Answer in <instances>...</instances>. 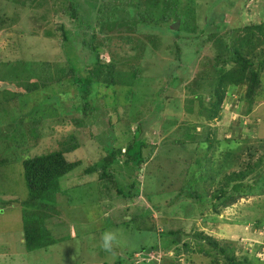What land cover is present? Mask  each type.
I'll return each mask as SVG.
<instances>
[{
	"label": "rangeland",
	"instance_id": "rangeland-1",
	"mask_svg": "<svg viewBox=\"0 0 264 264\" xmlns=\"http://www.w3.org/2000/svg\"><path fill=\"white\" fill-rule=\"evenodd\" d=\"M194 2L196 28L198 30L204 28L205 33L198 35V38L195 34L190 40L179 39L177 42L180 45L179 53L175 48V34L161 26L151 28L137 26L136 31H127L136 39L139 49L133 50L130 44L120 39L111 43V48L123 56V60H129L140 52L137 59L133 57L130 61L139 65L142 76L140 82L146 84L142 87L157 92L162 85L168 84L166 80L170 76L178 78V86L176 88L170 86L166 94L164 93L167 96L158 116L162 119L168 118L169 124L163 125L158 119L151 124V127L143 131L148 143L144 149V156L148 155V159L137 173L141 180L138 184L139 195L134 199L133 205L150 206L148 197H151L152 203L156 205L152 207V217L158 232L177 228H183L184 232L202 231L212 236L220 246H232L235 256L243 258L254 255L255 258L264 262V186L249 191L245 198H240L233 204L217 205L215 207L217 211L213 206L218 201L211 200L209 197L213 187L210 188L204 182L201 185L206 187L207 200L203 199L205 201L203 205L200 201L184 199L183 193L176 197L177 199L175 198L176 201L169 202L170 197L178 194L181 188H185L184 180L188 179L187 188L184 190L191 191L188 189V185L191 184L189 172L196 167L194 161L200 160L198 154L207 153L202 149L199 150L193 142L181 145L170 141L176 137H187L188 128L185 129L182 124L189 128L198 126L200 136L194 141L197 138L203 139L204 133L219 140L225 138L236 140L238 143L236 145L242 150L240 156L242 159L247 158L248 148L257 147L264 140V96L253 103L251 111L245 113L246 83L238 86L237 91L226 89L227 93L222 102L219 119L205 120L198 113V101L193 96L197 92L201 93L203 103L208 105L210 102V85L203 88L197 86V83H202L203 80L206 84L209 81L207 78L213 75L212 64L206 54L215 52L210 46L217 35L213 33L214 36L209 37V33L216 32V28H219L220 33L224 34L230 28H242L264 21V0H194ZM98 3H101V0ZM52 5L53 0H31L26 7L15 6V12L6 11L12 20L0 31V61L24 59L58 63L65 59V55L74 56L70 50L64 51L59 29L61 26L71 29L74 24L60 12L52 13ZM81 8V13H85L87 4L81 5ZM5 10V1L0 0V16L5 14ZM203 11L214 15L215 21L206 22V14L204 15ZM125 19H128L127 15L123 17V23ZM93 23L94 21L91 24ZM83 32L85 29L79 31V36ZM86 32L89 33V30ZM88 38L89 36L86 40ZM72 42L77 49V55L84 59L88 52L87 46L81 44L79 37L72 38ZM259 49L264 52V45L256 48V50ZM102 58L103 61L109 59L105 53L102 54ZM260 71L259 76L264 89V67ZM64 87L65 89L62 88V90L65 92H60L58 96L59 103L56 105L52 103L55 109L49 110V115L46 114L39 119L38 127L43 133L42 140L30 146L32 144H28L21 135H16L20 144H17L11 153L5 152L8 160L4 158V162L0 164V202L7 199L17 200L3 206L0 210V264H103L104 260L108 264H113L118 252H121L118 250L119 246L123 248V242L126 241L132 245L137 243L138 237L115 232L109 228L108 221L114 220L120 210L128 207V204L115 198H113L114 201L105 203L89 202L88 198L80 200L79 197L76 199L71 197L70 200L61 191L79 183L85 188L87 186L92 188L91 196L97 195L95 187L99 179L96 172L85 174L83 168L99 159L101 153L99 145L109 147L123 144V136L126 135V140H129L130 135L123 134L124 123H126L123 103L126 104L127 100L123 101L120 89L116 90V93L101 89L96 96L95 105L105 111L101 118L99 116L104 123H93L87 128L76 127L72 119L78 115L74 107L79 104V94L73 91L71 83L65 84ZM261 93H263L262 90ZM115 94L119 104L111 108ZM103 95L105 97H102ZM42 99L38 96L37 100ZM51 99H53L52 96ZM37 100L27 99L26 106L22 112L20 111L23 120H26L22 127H29V122L40 115V112L35 109L37 105H33L37 103ZM240 113L242 116L239 115ZM32 114L33 119H31ZM148 116L146 114L143 118ZM108 119L110 124L107 122ZM200 122L203 124L202 127ZM127 124L133 130L136 122L128 120ZM0 126L4 127L5 121H2ZM69 135L74 137L79 145L66 157L68 160L70 156L75 160H82L84 167L80 166L71 174L60 178V191L53 197L56 200L57 212H49L50 215L44 217L43 223L56 242L46 249L27 253L21 242L22 222L19 201L28 195L22 176L21 160L28 154L37 155L54 150L57 141L66 140ZM211 151L212 148L209 149L210 153ZM257 151L260 153L261 149ZM237 153L240 155V151ZM121 164L122 160L113 166V171L118 174V179H121L119 183L123 184L125 180ZM147 194L148 197H146ZM106 231L117 235V241L114 242L110 252L104 251L101 247V237ZM185 238L191 241L190 237ZM190 246H192L190 249L179 252L176 256L174 249H169L166 255L163 251H149L145 257L136 252L132 257V264H138L143 260L147 262L155 260V264H166L168 260L170 262L168 264L226 263L224 256L210 245L206 247L211 249V254L195 250L193 242Z\"/></svg>",
	"mask_w": 264,
	"mask_h": 264
},
{
	"label": "trees",
	"instance_id": "trees-1",
	"mask_svg": "<svg viewBox=\"0 0 264 264\" xmlns=\"http://www.w3.org/2000/svg\"><path fill=\"white\" fill-rule=\"evenodd\" d=\"M4 1L6 10L5 14L0 16V31L12 20L7 10L15 12V6L26 7L31 2V0ZM98 1L100 0H53L52 13L60 12L74 24L71 29L64 26L59 28L64 51L70 50L74 56L65 55V59L58 63L24 59L0 61V124L5 121V126H0V164L4 162V158L8 160L5 152L6 154L11 153L13 148L20 144L16 135H21L28 144H32L30 146L42 140L43 133L38 127L39 119L46 114L49 115V110L55 109L52 106L59 103L58 96L60 92H65L63 91L65 84L71 83L73 91L79 94V104L74 107L78 115L72 119L76 127L87 128L93 123H104L100 118L105 111L95 105L96 96L101 89L111 90L113 93L120 89L123 101L127 100L126 104L123 103V115L126 121L123 134L130 135L129 140H126V135L123 136V144L109 147L99 145L100 157L90 166L85 168L82 160H75L72 156L68 157L69 160L67 159L66 156L79 145L71 135L66 140L57 141L54 150L37 155L28 154L27 157L21 158L22 176L28 193L25 199L19 201L22 222L21 242L25 252L32 253L35 250L46 249L56 242L55 238L49 235L50 232L43 223L44 217L50 215L49 212H57L55 210L56 200L53 197L60 191V178L83 166L85 174L96 172L98 176L99 182L95 187L97 195L91 196V187L85 188L77 183L61 190L70 200L71 197L72 199L79 197L80 200L88 198L89 202L105 203L114 201L113 198H115L129 205L122 208L114 220L108 221L109 228L115 232L119 231L128 236L138 237L137 243L132 245L126 241L123 242V248L119 246L118 250L121 252H118L113 264H132V257L136 252L145 257L149 251H163L166 255L169 249H174L176 256L179 252L190 249L191 242L195 244V250L208 254H211V249L206 247L207 245L216 248L224 256L226 260L224 264L264 263L254 255L243 258L235 256L232 246H220L212 236L202 231L184 232L183 228H177L158 232L156 222L152 217V207L156 205L152 203L148 194L146 197L151 203L150 206L133 205L134 199L139 195L138 184L141 180L137 173L148 159V155L144 156V149L148 143L143 131L151 127V124L158 119L163 125L169 124L168 118L162 119L158 116L167 96L164 93L170 86L173 88L178 86V78L170 76L166 80L168 84L162 85L157 92L142 87L146 84L140 82L142 76L139 65L130 61L133 57L137 59L140 52L130 57L129 60H123V56L111 48V43L120 39L130 44L133 50L139 49L136 39L128 32L136 31L137 26L146 28L161 26L175 34V48L179 53L180 45L177 43L179 39L190 40L195 34L198 38V35L205 33V29L198 30L194 22L196 18L194 0H101V3ZM83 4H87L85 13H81ZM204 13L206 22L215 21L214 15H210V12L203 11ZM126 15L128 19H125L123 23V17ZM92 21H94L93 24H91ZM174 23H177L178 28L171 27ZM123 26H125L124 30ZM83 29L85 32L79 36V31ZM87 30L89 33L86 32ZM123 31L126 32L123 33ZM218 31L219 28H216V32L208 35L209 37L214 36L213 33L217 35L210 46L215 52L206 54L211 61L213 75L207 78L209 81L206 84L204 80H201L202 83L197 81L198 88L210 85V102L205 105L201 93L197 92L193 95L198 101V113L205 120L219 119L226 91H237L238 86L244 83H246L245 99L247 101L245 113L249 112L253 103L264 96L263 83L259 76L260 69L264 67V52L261 49L256 50L258 46L264 45V21L242 28H230L224 34ZM87 36L89 38L86 40ZM74 37H79L81 44L88 48L84 59L77 55V49L72 42ZM103 53L109 57L108 60H102ZM58 85L61 89L57 88ZM116 95L111 108L119 104ZM38 96L43 99L37 100ZM29 98L30 101L37 100V103L33 105H37L35 109L40 112V115L33 119L32 114L31 119L33 120L29 122L30 126L22 127L26 120H23L21 112ZM146 114L149 116L143 118ZM128 120L136 122L133 130L127 124ZM107 122L110 124L109 119ZM200 125L203 126L201 122ZM182 126L185 129L188 128L187 137H176L170 141L181 145L193 142L199 150L202 149L207 153L198 154L200 160L194 161L196 167L189 172L191 184L188 185V189L191 191L184 190L187 188L188 179L184 180L183 187L185 188H181L178 194L170 197L169 202L176 201V197L183 193L184 199H192L193 202L200 201L203 205L207 192L205 185H201L204 182L210 188L213 187L209 197L211 200L218 201L213 206L216 210L217 205L233 204L240 198H245L249 191L264 186V140L257 147L248 148L247 158L242 159L240 157L242 150L236 145L238 144L236 140L232 138L219 140L204 133L203 139L197 138L194 141L200 136L198 126L194 125L192 128L185 124ZM258 149H261L260 153ZM120 160H122L121 168L125 180L123 184L119 183L121 179H118V174L113 171V166ZM14 201L17 200L1 201L0 210ZM129 209L131 212L129 211L128 214ZM186 236L190 237L191 241H187ZM154 261L143 260L138 264H155ZM103 262V264H108L106 260ZM168 263H170L169 260L166 264Z\"/></svg>",
	"mask_w": 264,
	"mask_h": 264
},
{
	"label": "clouds",
	"instance_id": "clouds-1",
	"mask_svg": "<svg viewBox=\"0 0 264 264\" xmlns=\"http://www.w3.org/2000/svg\"><path fill=\"white\" fill-rule=\"evenodd\" d=\"M101 239V247L103 248V250L110 252L112 250L114 242L117 241V235L114 232L106 231L102 234Z\"/></svg>",
	"mask_w": 264,
	"mask_h": 264
},
{
	"label": "water",
	"instance_id": "water-1",
	"mask_svg": "<svg viewBox=\"0 0 264 264\" xmlns=\"http://www.w3.org/2000/svg\"><path fill=\"white\" fill-rule=\"evenodd\" d=\"M172 28H176L177 27V23H174L171 25Z\"/></svg>",
	"mask_w": 264,
	"mask_h": 264
}]
</instances>
